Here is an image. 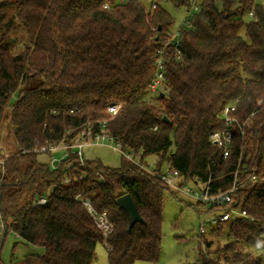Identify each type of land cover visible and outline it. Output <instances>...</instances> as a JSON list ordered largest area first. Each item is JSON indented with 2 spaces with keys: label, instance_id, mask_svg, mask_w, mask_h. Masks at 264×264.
<instances>
[{
  "label": "trees",
  "instance_id": "obj_1",
  "mask_svg": "<svg viewBox=\"0 0 264 264\" xmlns=\"http://www.w3.org/2000/svg\"><path fill=\"white\" fill-rule=\"evenodd\" d=\"M192 3L0 0V149L7 128L11 135L0 171L1 246L13 232L45 249L17 264H93L99 244L108 246L109 264L158 262L170 189L143 168L151 155L158 157L156 172L177 169L182 182L211 181L213 192L234 184L239 164L238 183L264 178V0H201L191 27L182 26L181 59L171 54L159 93L144 98L161 41L175 25L166 7L187 11ZM236 101L245 134L235 129L225 158L210 135ZM111 105H121L118 114L109 113ZM87 125L134 153L138 164L123 156L119 169L86 159L84 167L71 152L54 170L52 154L35 152L73 143ZM126 194L143 218L131 231L117 202ZM40 197L47 203L33 208ZM234 200L228 208L247 217L210 227L217 228L214 251L207 230L199 234L195 264H264V180L247 183ZM85 201L114 224L107 240Z\"/></svg>",
  "mask_w": 264,
  "mask_h": 264
},
{
  "label": "built area",
  "instance_id": "obj_2",
  "mask_svg": "<svg viewBox=\"0 0 264 264\" xmlns=\"http://www.w3.org/2000/svg\"><path fill=\"white\" fill-rule=\"evenodd\" d=\"M107 7V6H106ZM155 8V7H154ZM200 11V5L198 0H193L192 6L187 10L188 19L182 24L179 28L170 31L165 34V38L161 41V48L157 51V58L155 61V73L152 79L149 91L153 94L159 93L164 81L166 80L167 73V59L171 57V54L174 53L177 59H181L182 52L180 50L181 36H182V26L191 27L190 17L195 13ZM248 17H253V13L250 12ZM121 105H111L108 107L109 113L115 115L120 111ZM238 101L226 105L221 113L223 120V127L219 130L214 131L210 135L211 143L223 152L225 158L230 156L231 145L234 138V131L236 128L241 130L242 135L244 136L245 124H241L238 118L234 115L237 112ZM107 123L103 122L102 125L105 126ZM106 140H110L115 143L114 139L107 134H94L92 127L87 125L81 128L79 136L71 144H67L65 141L61 142L56 146H45L41 149H36L35 152L52 154L50 159V167L52 169H57L60 164L70 158L71 152L78 155L82 165L85 167V158H84V148L87 146L101 145ZM116 144V143H115ZM115 151H120L124 157L129 161L138 164V161L134 157V153H126L122 148L116 144V147L113 148ZM62 153L59 157H54L56 153ZM1 154H5L3 159L0 158V171L4 172L5 164L9 159V155L5 153L3 149H0ZM71 165L67 167L70 169ZM151 175L155 176L160 180L164 185H166L170 190L175 194H182L185 197L193 200L196 203V211L198 213L199 219V234H204L207 227L217 226L220 223L230 222L235 217H247L245 211H241L236 208H228L235 203L234 195L247 183L253 184L257 183L264 178H260L256 174H253L250 180L247 183H238V176L241 172L240 164L235 172V182L228 189H219L216 192L212 191L211 181L204 183L200 179H194L195 185L193 188H185L184 183L182 182V175L177 169L166 168L161 173L156 172L155 170H148L147 167H143ZM249 170L247 167L243 168V172L246 173ZM82 179H85L84 177ZM70 181L66 179L64 183L68 184ZM183 183V184H182ZM47 203V197H40L32 205L33 208L44 206ZM83 205L88 209L90 215L93 217L97 227L102 232L105 240L113 233L114 224L109 220V217L106 213H98L89 202H83ZM204 206L207 209L213 208L216 212L209 213L212 214L209 219L203 220L201 218L200 207ZM5 234V225L0 213V239L3 238ZM1 246V244H0ZM108 248V246H107Z\"/></svg>",
  "mask_w": 264,
  "mask_h": 264
},
{
  "label": "rangeland",
  "instance_id": "obj_3",
  "mask_svg": "<svg viewBox=\"0 0 264 264\" xmlns=\"http://www.w3.org/2000/svg\"><path fill=\"white\" fill-rule=\"evenodd\" d=\"M200 3L201 0H198ZM168 12L175 19L174 28H179L188 19L186 10L175 9L172 6L166 7ZM246 21L248 17L246 16ZM245 36V32H242ZM155 96L152 92H148L144 98L152 99ZM10 133L8 128L5 130L3 143V150L9 148ZM116 144L110 140H106L101 145H93L84 148V155L87 161L99 162L105 168L119 169L123 165V155L120 151H115L113 148ZM62 153H56L53 156L59 157ZM40 161H46V156L40 155ZM158 162V157L151 155L146 159V167L148 170H154ZM166 168V165L163 167ZM194 181L190 180L184 183L185 188H193ZM164 221H163V238L162 250L160 259L156 263L137 262L136 264H195L199 258V244L197 237L199 236V216L196 211V203L185 197L182 194H174L172 190H166L164 193ZM207 208L200 207L201 218L203 220L209 219L212 214L206 212ZM217 228L208 227L206 236L210 240L212 230ZM183 238V240H179ZM2 239H0V244ZM209 240V241H210ZM211 251L218 247L217 240H213ZM45 249L43 247L33 246L27 244L13 232L8 233L4 240V244L0 246V259L3 264H17L21 262L26 256L43 255ZM96 260L93 264H109L108 250L105 244H99L96 251Z\"/></svg>",
  "mask_w": 264,
  "mask_h": 264
},
{
  "label": "water",
  "instance_id": "obj_4",
  "mask_svg": "<svg viewBox=\"0 0 264 264\" xmlns=\"http://www.w3.org/2000/svg\"><path fill=\"white\" fill-rule=\"evenodd\" d=\"M165 120V119H164ZM118 205L119 207L126 211L129 215V231L132 230L134 225L138 222H143V218L140 215L132 197L129 194H126L118 199Z\"/></svg>",
  "mask_w": 264,
  "mask_h": 264
},
{
  "label": "crops",
  "instance_id": "obj_5",
  "mask_svg": "<svg viewBox=\"0 0 264 264\" xmlns=\"http://www.w3.org/2000/svg\"><path fill=\"white\" fill-rule=\"evenodd\" d=\"M88 147V146H87ZM2 240L1 241H3V238H1ZM2 244V243H1Z\"/></svg>",
  "mask_w": 264,
  "mask_h": 264
}]
</instances>
